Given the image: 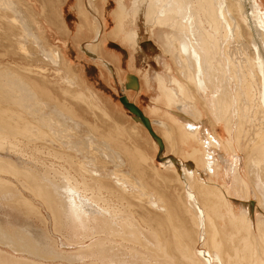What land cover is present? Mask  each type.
I'll use <instances>...</instances> for the list:
<instances>
[{
	"label": "bare ground",
	"instance_id": "6f19581e",
	"mask_svg": "<svg viewBox=\"0 0 264 264\" xmlns=\"http://www.w3.org/2000/svg\"><path fill=\"white\" fill-rule=\"evenodd\" d=\"M100 1L105 6L103 11L98 6ZM130 1L128 7L127 0L115 1L117 8L111 9L110 15L115 18L116 24L110 35L121 36L124 41H128L127 38H129L135 42H140L142 37L140 31L142 28L140 27H143L147 33L158 30L164 33L166 43L170 44L166 50L167 53L170 51L176 53L177 58L175 57V59L181 65V70L179 69V77L169 75L167 79L159 70L154 73L155 80L166 95L168 104L172 105V108L167 106V114L170 115H168L172 119L170 123L173 124L163 119H152L138 106L131 104L128 95L130 91L137 92L139 95L142 94V85L137 75H129V81L122 85L125 95L122 98V103L136 116L135 121L139 125L151 128L152 131L159 126L166 128L165 131L170 136L172 146L178 147L177 137L183 144L185 139L191 138L193 141L201 142L204 146V151L194 149L185 156V159H193L197 163L195 170L191 169V165L186 164V160L182 157H169L164 153L162 155V165L168 170L172 169L176 172L181 194H176L178 191L175 190L176 193L172 191L166 192V194L164 190L155 191L152 188H150L152 189L151 192L142 193L146 190L141 188L140 198L144 199L143 196L145 195L146 201L142 199V203L144 202L143 206L147 209L145 215L143 214L144 217H142L144 218L143 229L138 226L142 231L136 229L141 235H139L140 239L143 238L141 245L146 250L144 251L145 255L142 254L144 263H141L152 264L154 256H158L155 257L156 259L162 256V258L164 257L163 261L160 258L161 262L154 261V263L264 264V3H261L263 1ZM22 4L18 0H0V45L7 41L6 45L12 43L15 49L18 47L26 56L34 53L37 59L46 66H55L57 75L65 71L64 66L70 65L67 68H71L72 62L75 60L72 54L75 52L71 53L68 48L66 51L64 50V54L62 49L57 46L47 47L42 36L37 34L31 21L27 18L29 14L26 15L21 10L20 5ZM111 6L109 0H83L82 12L77 11L79 15L84 16V20L81 16L74 19H77L79 24V33L82 32L84 26L88 25L89 18H92L96 29L95 36L90 42L78 44L79 52L92 61H99L114 78H117L118 73L115 65L101 51L103 45L105 48V39L102 40L105 28H108L112 21L107 12L110 11ZM55 15L56 12L51 15V18ZM137 18L140 19V22L137 21L140 26L136 24ZM65 19V27L71 32L67 16ZM127 20L136 26L133 25L134 27L128 30ZM49 24L54 25V22L49 21ZM26 43L27 45H25ZM231 43L236 44L235 51H238V55H240V60L235 63L233 62L234 54L231 55L232 61L229 60V55L225 53ZM144 44H147L145 48L149 52L155 51L154 45L150 42ZM145 48H141V51L145 52ZM68 53L70 54V61L68 58L65 59ZM222 53L226 55L223 58L225 67L221 63L222 57L220 56ZM20 54L18 53V55ZM159 54L161 53L157 51V62L161 58ZM36 56L33 57L34 60H37ZM65 63L66 65H64ZM4 66L0 68V199H4L2 201H5L10 207L17 208V212L21 210L27 217L30 214L33 216L32 213H38L39 206L36 207L29 200L30 197L21 194L23 190L28 191V195L29 193L33 194L49 210L53 223L55 221L56 226L60 223L58 226L60 228L61 225L65 227L67 233L64 231L61 233L62 237L56 239L49 234L40 233L42 230L34 231L40 227L33 230L30 228L31 225L30 227L22 226L23 232L16 231L10 226L9 232V229L4 228L0 222V264H137L141 255L135 261L137 259V255L134 254L135 249H132L133 253L131 254L127 252L128 256L123 251L127 258H121L122 253L118 249L114 250L116 244L114 243L113 247L111 242L113 243L115 238L120 237L122 243L125 240L127 243V239L130 238V236L127 238V229L132 228V220H137L127 221V212L121 209L123 205L116 203L115 198L118 201H123L128 198V195L129 197L134 196V184L138 182L137 180L132 182L136 177L132 179L129 172L138 171L140 167L138 164H141V159L136 160L137 157L133 159L134 156L131 158V154H128V145L124 141H117L122 138L119 137L116 140L115 134L102 133L104 130L100 132L99 125H93L87 119L80 117V114L77 115L70 109L72 105L67 107L66 103L64 105L62 102L63 107L60 108L58 99L59 109L56 110L57 106L56 108H51L52 106L49 108L48 101L54 100L55 95L50 92L53 95L51 97L47 92L48 85H45L46 88L44 89L37 83L35 77L24 74L25 77L22 78L19 76L22 72L15 73L12 70L14 67L9 68L11 65ZM40 68L39 72H45L44 67ZM222 70H224L223 73ZM227 72L229 73L228 76L222 75L227 74ZM63 75L61 78L63 85L70 86V88L78 85V78L76 79L75 75L74 77L70 74ZM148 83L150 88H154L149 80ZM70 88L67 89L66 87L63 92L66 97L69 96L81 101L88 99L87 95L84 98L86 93L82 94L79 90L73 92ZM161 89L160 92L162 93ZM159 102H161L160 99ZM201 107H206L216 122L226 125L229 134L226 141L219 139L214 132H209L208 136L202 133L201 123L204 118ZM56 111L59 112L58 114H62L63 118L65 116H63V111L64 114L67 113L70 130L65 131L67 129L65 122L67 121L62 117L60 118ZM205 111L207 110L205 109ZM105 114H107L106 111ZM239 118L244 126H246V122L248 125V122L251 123L252 130H249L251 133L244 132V139L248 138L244 146L238 141L242 129H244L238 120ZM113 120L112 124L108 122L107 125L114 128V124L117 122ZM58 121L61 122V125ZM80 127H86V131L89 130L90 132L89 134H94L108 142L105 141L101 146L99 144V147L94 143L95 146L90 145V150L89 146L84 145L85 141L81 140L83 135H80L82 133L79 134L80 140L75 141V134L78 133ZM233 129H236L235 137L231 133ZM62 130L66 133H63ZM240 131L241 134L239 135ZM164 136L156 135L155 137L163 149L165 148ZM94 140L89 139V144ZM92 147L97 148L94 150ZM222 147L228 153H237V157L230 156L232 159H226L222 155L215 156L216 149ZM96 152L98 153L96 154ZM239 152L246 153L247 173H243L241 170ZM48 160L59 163L58 169L62 170L59 175L56 173L58 169H54L57 166L49 165ZM111 164L115 166V170H111L109 167ZM200 167L207 175L211 173L218 176V180L215 182L218 184L217 187V184H212V186L203 181L201 178L203 173L199 172ZM55 176H59L58 179H55ZM226 177L229 180L226 181ZM11 178H14L22 189L16 190ZM169 178L165 176L161 178L164 188L170 184L171 178ZM143 180L141 177L142 183L147 184ZM154 181V187L162 186V184L156 185L157 180L155 181L157 183ZM145 186L147 187V185ZM140 187L143 185L141 184ZM138 195L140 196V194ZM234 196L247 198L248 201L255 198L254 203L258 202L262 208V216H258L259 218L256 220L255 215H257L259 208L255 207L252 214L249 204L246 203L245 206L242 205L244 207L241 209L236 208L232 200ZM130 202L127 201L128 206L132 208ZM143 206L142 208L145 209ZM222 209L225 211H221ZM14 210L12 211L14 212ZM158 212H162V214ZM14 219L11 220L14 221ZM225 220H228V225H226ZM135 234L138 239L136 231H134L133 236ZM87 240L89 243L84 245ZM130 240L128 243H138V240L135 242L132 241L133 239ZM127 247L129 246L127 245ZM123 248L122 250L125 249Z\"/></svg>",
	"mask_w": 264,
	"mask_h": 264
},
{
	"label": "rangeland",
	"instance_id": "374dc122",
	"mask_svg": "<svg viewBox=\"0 0 264 264\" xmlns=\"http://www.w3.org/2000/svg\"><path fill=\"white\" fill-rule=\"evenodd\" d=\"M18 1H20V3L22 4V5H20L21 6V10H23V12L26 14V15H28L27 16V18H29V20L31 21V23H32V25H33V27L35 28V30H36V32H37V34H39V35H41L42 36V39L44 40V42H45V44H46V46L48 47H51V46H57L59 49H62V51L64 52V50L66 51V49H68L69 48V50L71 51V53H74V54H72V56H74L75 57V60H73V62H72V66H71V68H67L68 66H70V65H67L66 67L64 66V70L65 71H63V72H60L59 73V75H57L56 74V71H55V66H52L51 64V66L49 67V65L48 66H46L45 64H43V62H41V61H39L38 59H37V56L34 54V53H32L30 56L27 54V56H26V54L24 53V52H22V50H19V48L17 47V49H15V46L11 43V45L10 44H8L7 43V45H9V46H7L6 45V42L7 41H4V46H3V44L2 45H0V68H2L4 65H11L9 68L10 69H12L13 67V69L12 70H14L15 71V73L16 72H22L21 73V75H19L18 73H17V75H19V76H22V78L23 77H25L24 76V74L26 75V74H28L27 76H29V75H31V76H29V77H35L36 79H37V83H39L40 84V86L41 87H44V89L46 88V86H47V92L50 94V92L53 94V95H55L54 97H53V95L52 94H50V96L51 97H53V99L56 101V102H54V100H50V101H52V102H54V103H51L50 101H48L49 102V108L51 107V108H56V106H57V109L56 110H58L59 109V107H58V99H59V103H60V105H61V107L60 108H62L63 107V103H64V105H65V103H66V106L68 107L69 105H72V107L70 106V109H72L74 112H76V114L77 115H79L80 114V117H83L84 119H87L88 121H90L93 125H96L97 124V126H98V128H99V130H100V132H102L103 130H104V132H102V133H113V134H115L114 135V137H116V140L117 139H119V137H120V139L121 140H117V141H124L127 145H128V154L130 155V157L132 158V156H134L133 157V159H135L136 157L138 158H136V160H140L141 159V161H140V163L142 164H138L139 166V169H138V167H137V169H138V171L139 172H141V173H139L138 171H136V170H133V172L132 171H130L129 173H130V175H131V177H132V179H134L135 177V179L134 180H132V182H135L136 180H137V182L138 183H135L136 185H137V189L139 190H137L136 189V185L134 184V186H135V189L133 190L134 192H133V194H134V196L133 195H131L130 197H129V195L127 196L128 198H126V199H124L123 201L122 200H119L120 201V203H119V201H118V199L117 198H115V202L116 203H118V204H120V205H123L122 206V208H121V206H120V208L124 211V212H127V216H128V220L127 221H131L132 219H137V220H135V221H137V222H135L134 220H132L131 222L133 223V225H132V228L130 229V228H128L127 229V232H128V235H127V238L130 236V238H128L127 239V241L129 242V240L130 239H133L132 241L133 242H135V241H137L138 243H140L139 245H137L136 243H132V242H130V243H126V240L125 241H123V243H122V238H115L114 240H113V243L111 242V245H113V247H114V245L116 244V246H115V248H114V250H119V252L120 253H122L121 254V258L123 257V258H127L126 257V255L129 253V254H131V253H133L132 251L134 250V254L135 255H137V259H135V261H137L138 260V258H139V255H141L140 256V258H139V261L137 262V264L139 263V264H142V263H144L143 261V258H144V256H142V254L143 255H145V253H144V251H146L145 250V247L143 246V245H141V242H143L142 240H143V238L142 239H140V237H139V233L137 232V230L136 229H138L139 231H142L140 228L142 227V229H143V227H144V222H143V219L144 218H142V217H144V215H145V213H146V211H147V209H146V207L145 206H143V203H142V199L143 198H140L141 197V188L143 189V190H146V191H143L142 193H147V192H151V190L153 189V190H164L165 191V193L167 192H174V190L177 192H174V193H176V194H181V190H180V186H179V183H178V181H177V175H176V172L175 171H173L172 169H169V170H171V171H169L166 167H164L163 165H162V155H163V153L164 154H166V155H168L169 157H173V156H178V158H183L184 160H186V164H188L189 166L191 165V169H194L195 170V168H197V163L193 160V159H189V158H186L185 159V156H187V153L188 152H192L194 149L196 150V149H198V150H200V151H204V146H203V144L201 143V142H196V141H193L191 138H187V139H185V143L183 144L181 141H179L178 140V137H177V141H178V143H177V145H178V147L177 146H172V141L170 140V136H168L167 134H168V132L167 131H165L166 130V128H164V127H160L159 126V128H155V130L154 131H152L151 130V128H146V126H144V125H139L135 120H136V116L131 112V111H129L123 104H122V98H123V94H124V92H123V90H122V85L125 83L124 81L126 80V83L129 81V75H131V74H134V75H137L138 76V79H140L139 81H140V84L142 85L141 87H142V89H141V93L142 94H138L137 92L135 93L134 91L132 92V91H128L129 93H128V95H129V101L130 102H133V103H136L137 104V106L142 110V111H144L150 118H156V119H163L164 121H167L168 123H170L171 122V118L169 117L170 115L169 114H167L168 112H167V106L168 107H171L172 108V105L171 104H168V101L166 100V95H164V93H163V90L159 87V85H158V82L155 80V75H154V73H155V71L157 70H159V72H162L163 73V75H165L164 77L167 79L168 77H169V75L170 76H174V77H179V72H180V64L179 63H177L178 62V60L176 61V59H175V57L177 58V56H176V53H174V51H170L169 53H167L168 51H166L167 49H168V45H170V44H168V43H166V40H165V38H164V33H162V32H160V31H158V30H155V31H153L152 33H147V32H145L144 30H143V27H140V28H142V29H140V31L142 32V37H141V41L140 42H135V41H133L132 39H129V38H127L128 39V41H126L127 42V45H124L125 47L127 46V73L125 74V76H124V79H122L121 80V78H119L118 76H117V78H114L108 71H107V69H106V67L103 65V64H101L99 61V63L98 62H96V61H92V60H90L89 59V57H86L84 54H82L81 52H79V50H78V44L79 43H87V42H90L91 41V39L95 36V31H96V29H95V25H94V22H93V20H92V18H89V20H88V25L85 27L84 26V29H82V32L81 33H79V29H78V26H79V24H78V22H77V19L78 18H80L79 16H81V15H79L78 14V11H81V10H83V7H82V5H83V0H67V2L65 1V0H18ZM259 1H261V0H259ZM263 2H261V3H264V0H262ZM130 0H127V7L130 5ZM60 3V4H59ZM53 4H54V7H52L53 6ZM111 5H112V3H111ZM25 6V7H24ZM31 6V7H30ZM56 6V7H55ZM98 6H99V8H100V10H102L103 11V9H104V5H103V2H99L98 3ZM103 6V7H102ZM52 7V8H51ZM78 7V8H77ZM264 7V6H263ZM26 8H28L27 10H26ZM115 8H117V5H116V2H115V6H111V8H110V11H107L108 13H109V15H110V13H111V9H115ZM33 9V10H32ZM64 9H65V13H64ZM78 10V11H77ZM58 11V12H57ZM27 12V13H26ZM54 12H56V15L55 16H52L53 18H51V15H53V13ZM82 12V11H81ZM32 13V14H31ZM45 13V14H44ZM58 15V16H57ZM34 16V17H33ZM66 16H67V18H68V23H69V26H70V29H71V32H69L68 31V29H67V27H65L66 25H65V23H64V21H66ZM32 17H33V19H32ZM110 17H111V23L109 24V27L113 24L114 26L112 27V29L111 30H113L114 29V27H115V24H116V21H115V18L112 16V15H110ZM74 18H77V19H74ZM81 18H82V20H84V16L82 17L81 16ZM32 19V20H31ZM138 19V20H137ZM136 19V24H137V26H138V24H139V26H140V23H138V22H140V19L139 18H137ZM61 20V22H59V21ZM75 20V21H74ZM33 21V22H32ZM49 21L50 22H54V25H52V24H49ZM138 21V22H137ZM48 22V23H47ZM59 24V25H58ZM127 29L128 30H130V28H133L134 26H136V25H134L133 23H130V21H128L127 20ZM73 25V26H72ZM134 25V26H133ZM109 27L108 28H105V32H104V36L102 37V40H103V38L105 39V48H103V46H102V49H101V51H103V55L106 57V58H108V56H107V52H106V49L109 47V46H111L110 44H109V42L110 41H107V38H108V35H110V32H112L111 30H109ZM144 33V34H143ZM162 33V35H160ZM151 34V35H150ZM150 35V36H149ZM153 35V36H152ZM110 36H112V35H110ZM155 36V37H154ZM162 36V37H161ZM107 37V38H106ZM145 37V38H144ZM149 37V38H148ZM160 37V38H159ZM46 38V39H45ZM146 39V43H151L152 45H154V47H155V51L152 53V52H149L148 51V49L147 48H145L146 47V45L147 44H144L145 42H144V40ZM163 39V40H162ZM132 40V41H131ZM131 41V42H130ZM27 42V41H26ZM142 42H144V43H142ZM28 43V42H27ZM27 43L25 44V45H27ZM134 45H132V44ZM68 44H69V46L71 47H69L68 46ZM126 44V43H125ZM234 44V45H233ZM231 43V44H229L228 45V49L227 50H225V53H227L228 55H229V60L232 58L233 59V57H234V63L235 62H238L240 59H239V57H240V55H238L239 53H238V51H235L236 50V48H235V43ZM233 45V46H232ZM10 46H12V47H10ZM131 46H133L134 47V49H133V47H131ZM143 46V47H142ZM231 46V47H230ZM4 47V48H3ZM107 47V48H106ZM10 48V49H9ZM141 48H145V52H143V51H141ZM13 49V50H12ZM19 50L18 52L17 51H15V50ZM104 49V50H103ZM136 49H137V51H136ZM230 49V50H229ZM233 49V50H232ZM8 50V51H7ZM11 51V53H10V51ZM13 51H15V53H13ZM157 51H158V53H161V54H159V55H161V58H160V61L158 60V62L156 61V54H157ZM228 51V52H227ZM233 51V52H232ZM166 52V53H165ZM237 52V53H236ZM18 53L20 54V55H18ZM145 53V54H144ZM152 53V54H151ZM164 53H165V56H164ZM64 54H65V52H64ZM174 54V55H173ZM224 53H222L221 54V56L220 57H222L221 59H222V61H221V63H222V65H224V67H225V64L223 63V58H224V56H226L225 54L223 55ZM232 54H234V56L232 57L231 55ZM6 55V56H5ZM144 55H146V56H144ZM149 55H150V57H149ZM167 55V56H166ZM170 55V56H169ZM25 56V57H24ZM35 56H36V59L37 60H34V58H35ZM11 57V58H10ZM27 57H29V58H27ZM34 57V58H33ZM144 57V58H143ZM148 57V58H147ZM172 57V58H171ZM238 57V58H237ZM33 58V59H32ZM67 58H68V60L70 61V54L68 53V55L66 54V57H65V59L67 60ZM113 64H114V62H113V60L112 59H110V58H108ZM174 60V61H173ZM238 60V61H237ZM167 61H169L168 63H167ZM173 61V62H172ZM175 63V64H174ZM179 64V65H178ZM64 65H66V63L64 64ZM115 65V64H114ZM168 65V66H167ZM156 66V67H155ZM160 66V67H159ZM4 67H7V66H4ZM19 67V68H18ZM40 67H44L46 70H45V72H39L38 70H40L41 68ZM53 67V68H52ZM105 67V68H104ZM116 67V66H115ZM177 67V68H176ZM226 68H228V67H226ZM16 69V70H15ZM72 69V70H71ZM116 69H117V67H116ZM178 69V70H177ZM180 69V70H179ZM224 70H225V68H223ZM17 70H19V71H17ZM29 70V71H28ZM224 70H222V73H223V71ZM55 71V72H54ZM62 71V70H61ZM177 71H178V75H177ZM169 72V73H168ZM46 73V74H45ZM70 74V75H72V77H74V75H75V78L77 79L78 78V80H77V84L79 85H77L76 87H71L70 88V86H65V85H63L64 83H63V79H61L62 78V76H64L63 74ZM73 73V74H72ZM223 76H228L229 75V73L227 72V74H222ZM39 76V77H38ZM42 76V77H41ZM150 76V77H149ZM38 77V78H37ZM121 77V76H120ZM154 77V78H153ZM46 79L45 81L43 80V79ZM119 78V79H118ZM153 78V79H152ZM49 80V81H48ZM148 80H149V82H151V84L152 85H154V88H150V86H149V83H148ZM153 81V83H152V81ZM48 81V82H47ZM43 82H44V84H43ZM47 82V83H46ZM62 82V83H61ZM49 83V84H48ZM46 85V86H45ZM172 87H173V85H171ZM66 87H67V89H69L70 88V90L71 91H75V92H77V90H79V92H81L82 94H85V96H84V98H86V95H87V98L88 99H86L85 101L84 100H77V99H72V97H69V96H67L66 97V95L63 93L65 90H66ZM162 90V93L160 92V89ZM76 89V90H75ZM155 89V90H154ZM53 91V92H52ZM93 91V92H92ZM84 92V93H83ZM90 93V94H89ZM88 94H89V96H88ZM95 94V95H94ZM57 96V97H56ZM95 96V97H94ZM155 96V97H154ZM164 98H163V97ZM179 98V97H178ZM93 101H92V100ZM100 99V100H99ZM156 99H157V101H156ZM159 99H160V101L162 102H159ZM77 100V101H76ZM98 100V101H97ZM100 101V102H99ZM163 101H164V103H163ZM63 102V103H62ZM79 102V103H78ZM89 102H92L91 104H88ZM95 102V103H94ZM157 102H159V103H157ZM57 103V104H56ZM55 104V105H54ZM68 104V105H67ZM79 104V105H78ZM162 104V105H161ZM59 105V106H60ZM91 105V106H90ZM161 105V106H160ZM55 106V107H54ZM158 106V107H157ZM65 107V106H64ZM73 107H74V109H73ZM76 107V108H75ZM66 108V107H65ZM159 108V109H158ZM201 111H202V117L204 118H202L203 119V121H202V123H201V130H202V133L203 134H205L206 136H208V133L209 132H211V133H215L218 137H219V139L221 138V140H224V141H226L227 139H228V137H229V134H228V131H227V128H226V125L224 124V123H219V122H216L214 119H213V115H212V113L211 112H209V110L205 107V108H202L201 107ZM205 109L207 110V111H205ZM99 110V111H98ZM104 110V111H103ZM105 111L107 112V114H105ZM109 112V113H108ZM207 112V113H206ZM59 112L58 111H56V114H58ZM111 113V114H110ZM66 112H65V114H64V111H63V116L65 115L66 116ZM110 114V115H109ZM208 114V115H207ZM58 115H60V114H58ZM62 115V114H61ZM59 116L60 118L62 117V116ZM111 117H109V116ZM112 115V116H111ZM146 115V116H147ZM169 115V116H168ZM64 116V118L63 119H65L67 122H65V123H67V124H65L67 127H65V128H67L65 131H67V130H70L69 128H68V125L70 126V123H69V121L67 120L68 118H67V116L65 117ZM211 116V117H210ZM162 117V118H161ZM113 118H114V120H113ZM209 118H210V120H209ZM112 120L113 121H115V122H117V124L115 123L114 124V128L113 127H111V126H109V125H107L108 124V122H109V124H112L113 122H112ZM241 123H242V128H244V129H242L243 131H242V134H241V131H240V133H239V142H241V144H242V146H244V143L245 142H247V140H248V138H245L244 139V132L245 133H247V132H249V133H251L250 131L252 130L251 129V123L250 122H248L249 123V125L247 124V122H246V126H244V124H243V122L241 121V119L239 118L238 119ZM55 121V120H54ZM104 121H106V122H104ZM213 123H212V122ZM58 122H60V121H58ZM215 122V123H214ZM240 122H239V124H240ZM69 123V124H68ZM59 124V123H58ZM120 125V127H119V125ZM170 124H173V123H170ZM212 124V125H211ZM59 125H61V122H60V124ZM246 127V128H245ZM101 128V129H100ZM163 128H164V130H163ZM250 128V129H249ZM84 129V130H83ZM116 129V130H115ZM122 129V130H121ZM126 129V130H125ZM158 129H159V131H158ZM109 130V131H108ZM112 130V131H111ZM245 130V131H244ZM250 130V131H249ZM63 131V130H62ZM61 131V132H62ZM79 131H81V132H79ZM83 131H85V132H83ZM149 131H150V133H149ZM208 131V132H207ZM69 132V131H68ZM67 132V133H68ZM71 132V131H70ZM88 132V133H87ZM63 133H66V132H64L63 131ZM82 133V134H81ZM87 133V134H86ZM90 132H89V130H87L86 131V127H80V128H78V133L77 134H75L76 135V139H75V137H73L74 139H75V141H79L80 140V136H82L83 135V137L81 138V140H83V141H85V143H84V145L85 146H89V148H90V150H91V146H95L94 145V143L95 144H97L96 146L97 147H99V146H101V144H103L105 141L106 142H108L107 140H104V139H102V138H99V137H96L94 134H89ZM232 133V136L233 137H235V134H236V129H233V132H231ZM68 134H70L71 135V133H68ZM67 134V136H69ZM79 134H81L80 136H79ZM152 134V135H151ZM164 134H165V136H164ZM85 135H86V137H85ZM94 135V136H93ZM156 135H158L159 137H163L164 136V138H165V140H164V146H165V150L163 149V147H162V145H160L159 144V142L157 141V139L155 138L156 137ZM79 136V137H78ZM87 136H88V139L86 140V138H87ZM93 136V137H92ZM112 136V135H111ZM153 136V137H152ZM248 136V134L246 135V137ZM94 138H95V140H94ZM99 138V139H98ZM167 138V139H166ZM207 138V137H206ZM73 139V140H74ZM79 139V140H78ZM94 140L91 144H89V141L88 140ZM115 139V138H114ZM98 141V143H97V141ZM169 140V141H168ZM101 141H102V143H101ZM206 141H207V139H206ZM244 141V142H243ZM186 142H187V144H186ZM120 143V142H119ZM118 143V144H119ZM236 143V140H235V138H234V144ZM100 144V145H99ZM121 144V143H120ZM91 145V146H90ZM99 145V146H98ZM236 145V144H235ZM97 147H92V149H96ZM137 147V148H136ZM236 147V146H235ZM87 149V148H86ZM94 149V150H95ZM138 149V150H137ZM162 149V150H161ZM189 150V151H188ZM131 151V152H130ZM135 151H137V152H135ZM138 151H140V152H138ZM98 152H96V154H97ZM142 153V154H141ZM141 154V155H140ZM138 155V156H137ZM171 155V156H170ZM224 156L226 159H232L231 157L232 156H235V157H237L236 155H237V153L235 154V153H232V152H229L228 153V151H226V149L225 148H217L216 149V151H215V156ZM144 156V157H143ZM231 156V157H230ZM239 158L241 159V170L243 171V173H247L248 172V170H247V166H246V164H247V158H246V153H243V152H239ZM135 160V161H136ZM52 160H48V163H49V165L50 164H53V165H55V167L56 168H54V169H58L59 168V163L57 164L55 161H52ZM188 162V163H187ZM142 166H143V168H142ZM110 168H111V170H115V166L113 165V164H111L110 166H109ZM109 168V169H110ZM113 168V169H112ZM128 167H126V169H127ZM132 168H133V166H132ZM165 168V169H164ZM128 170V169H127ZM60 171H62L61 169H58L57 170V174L59 175L60 174ZM129 171V170H128ZM144 171V172H143ZM138 173V175H137V173ZM175 172V173H174ZM199 172H201V178L203 179V181L206 183V184H210V185H212V184H214V185H216L217 183H215L217 180H218V176L215 174V175H213V174H211L210 173V175H207L205 172H203V170H202V168L200 167L199 168ZM160 173H161V176H160ZM163 174V175H162ZM175 175V176H174ZM146 176V177H145ZM163 176H165L166 178H169L170 180H169V182H170V184H168L165 188H167V189H169V190H167V189H165L164 187H163V183H162V177ZM57 177H59V176H55L54 178L56 179ZM130 177V178H131ZM141 177L145 180V182H147V184L145 183H142V181H141ZM154 178L157 180V182L159 183H157V182H155L154 181ZM8 179V178H7ZM12 180H13V182H14V185H15V189L16 190H20V189H22V187H21V185L14 179V178H11ZM58 179V178H57ZM176 179V180H175ZM226 179V181L227 180H229L228 179V177H226L225 178ZM140 180V181H139ZM144 180H143V182H144ZM153 181H154V183H157L156 185H161L162 184V186H160V187H162V188H160L159 186H155V187H158V188H155L154 187V185H153ZM220 181H222L221 179H220ZM140 182H141V184L143 185V187H140L141 186V184H140ZM144 185H147V187L145 188L144 187ZM139 186V187H138ZM165 186V185H164ZM213 186V185H212ZM218 186V184L216 185V187ZM215 187V186H214ZM148 188V189H147ZM150 188H152V189H150ZM137 190V191H136ZM137 192H138V194H140V196L137 194ZM140 192V193H139ZM166 193V194H167ZM22 195H24L25 197H30V201L32 202V204H34L36 207L37 206H39V208H40V210H38L37 209V211H38V213L36 214L35 212L34 213H32L33 214V216L30 214V215H28V217H27V215H25V214H23V212L21 211V210H19V212H17L18 211V209L16 210L15 209V207L13 206H11L10 207V205H8V204H6L5 203V201H2V200H4V199H0V212L2 213H0V215H2V216H0L1 218H0V222H2V224H3V227L4 228H7V229H9V232H10V229L11 228H13L14 230H16V231H22L21 229L23 228L22 226H28V227H30V225H31V227L30 228H32L33 230L34 229H36V227L38 228V227H40L38 230H34V231H36V232H39L40 230H42V231H40V233L41 232H43V233H45V234H49L52 238H59V237H62V234L61 233H63L64 231H66L65 230V227H63L62 225H61V228H60V226H58L60 223H58V225L56 226V222L54 221V223H53V219L50 217V213H49V210L45 207V206H43L42 205V203L41 202H39L40 200L38 199H36L35 197H34V195L33 194H31V193H29V195H28V191H24L23 190V192L21 193ZM130 194H132V193H130ZM175 194V195H176ZM27 195V196H26ZM143 196V195H142ZM31 197H33V198H31ZM144 197V199H145V201H146V198H145V195L143 196ZM137 198H139L140 200H138ZM143 199V200H144ZM32 200H34V201H37V202H34V201H32ZM130 200H131V202H130ZM232 200H233V202H234V205L236 206V208H242V207H244L246 204H249V207H250V211H251V213L253 214L254 213V209H255V207L256 208H259V210H258V212H257V215H255L256 217H255V219L257 220V218H259V217H261L262 216V213H261V210H262V208H260V205L258 204V202H256V203H254V200H256L255 198H253V200L252 201H248V199L247 198H239V197H237V196H234L233 198H232ZM247 200V201H246ZM118 201V202H117ZM127 201H129L130 202V205H131V207L132 208H130L128 205H129V203H127ZM134 202V203H133ZM2 203V204H1ZM121 203H123V204H121ZM246 203V204H245ZM137 206H136V205ZM244 204V206H242ZM258 205V206H257ZM139 206H141V207H139ZM142 206L143 207H145V209L144 208H142ZM241 206V207H240ZM43 207V208H42ZM123 207H127V208H129V209H127V208H123ZM133 207H135L134 209H133ZM4 208V209H3ZM5 208H7V209H5ZM15 210H14V209ZM14 210V212L12 211V210ZM2 210V211H1ZM10 210H11V212H10ZM131 210H132V212H131ZM5 211V212H4ZM40 211V212H39ZM48 211V212H47ZM129 211H130V214H129ZM145 211V212H144ZM221 211H225V210H221ZM8 212V213H7ZM17 214H16V213ZM21 212H22V214H21ZM144 212V213H143ZM6 213V214H5ZM12 213V214H11ZM47 213V214H46ZM159 214H162V212H158ZM14 214V215H13ZM20 214V215H19ZM35 214H36V216H35ZM41 214V218L39 217V215ZM129 214V215H128ZM144 214V215H143ZM4 215V216H3ZM25 215V216H24ZM43 215V216H42ZM49 215V216H48ZM132 215V216H131ZM143 215V216H142ZM261 215V216H260ZM5 216H7V217H5ZM10 216H12L11 218H10ZM132 218H131V217ZM134 216V217H133ZM139 216H141L140 218H139ZM259 216V217H258ZM26 217V218H25ZM30 217V218H29ZM44 217H45V219H46V221H45V219H44ZM6 218V219H5ZM17 219L16 220V222H17V224H16V222H15V219ZM29 218V219H28ZM38 218V219H37ZM142 218V219H141ZM2 219H4L3 221H2ZM11 219H14V221L13 220H11ZM142 221H141V220ZM8 220H10V221H8ZM41 220V221H40ZM43 220V221H42ZM49 220V221H48ZM135 223H134V222ZM227 223H226V225H228V220H225ZM6 222V223H5ZM7 222H10V223H7ZM15 222V223H14ZM46 222H47V224H46ZM141 222V223H140ZM223 222V221H222ZM12 223H14V224H12ZM44 223V224H43ZM139 223V224H138ZM9 224V225H8ZM16 224V225H15ZM28 224V225H27ZM53 224H54V226H53ZM135 224H136V226H135ZM13 225H14V227H13ZM46 225H47V227H46ZM141 225V226H140ZM10 226H11V228H10ZM133 226H134V228H133ZM140 228H139V227ZM17 227V228H16ZM22 227V228H21ZM63 227V228H62ZM47 230H46V229ZM56 228H57V230H56ZM58 228H59V230H58ZM60 229H61V231H60ZM64 229V230H63ZM132 230H134V231H136V233H137V235H138V239L136 238V234L133 236V234H134V231L132 232V234H131V231ZM51 230V231H50ZM130 231V233H129V231ZM19 231V232H20ZM44 231H46V232H44ZM48 231V232H47ZM55 231V232H54ZM59 231V232H58ZM229 231H232V229H229ZM15 232V231H14ZM23 232V231H22ZM57 232V233H56ZM56 233V234H55ZM65 233H67V231L65 232ZM23 234V233H22ZM54 234H55V236H54ZM133 237H132V236ZM141 236V235H140ZM173 238V237H172ZM136 239V240H135ZM141 241H140V240ZM120 240V241H119ZM131 241V240H130ZM117 242V243H116ZM123 244V246H124V248H123V246H121L122 244ZM89 243V241L87 240L85 243H84V245H86V244H88ZM115 243V244H114ZM120 244V245H119ZM142 244H144V243H142ZM193 244V243H192ZM127 245L129 246V247H127ZM131 245V246H130ZM119 246V247H118ZM121 246V247H120ZM126 246V247H125ZM132 246H134V247H132ZM140 246V247H139ZM136 247V248H135ZM144 247V248H143ZM120 248V249H119ZM122 248L124 249V250H122ZM130 248V249H129ZM138 248V249H137ZM139 248H140V250H139ZM133 249V250H132ZM143 249V250H142ZM75 250V249H74ZM122 250V251H121ZM128 250V251H127ZM123 251H125L126 252V255H125V253L123 252ZM131 251V252H130ZM143 251V252H142ZM128 252V253H127ZM136 252V253H135ZM124 253V254H123ZM138 253H140V254H138ZM128 254V255H129ZM94 255V254H93ZM124 255V256H123ZM127 255V256H128ZM94 256H98V255H94ZM155 257H158V256H154L153 257V263L152 264H156V263H154V261H160V258H161V260L163 261V259H164V257L162 258V256H159L160 258H155ZM156 259V260H155ZM142 260V261H141ZM142 262V263H141ZM161 262V261H160ZM50 263V262H49Z\"/></svg>",
	"mask_w": 264,
	"mask_h": 264
},
{
	"label": "crops",
	"instance_id": "0c3cea01",
	"mask_svg": "<svg viewBox=\"0 0 264 264\" xmlns=\"http://www.w3.org/2000/svg\"><path fill=\"white\" fill-rule=\"evenodd\" d=\"M65 1L67 2V0H65ZM109 1H110V3H112V6H115L116 0H109ZM113 26L114 25L112 24L109 27V30H111ZM107 41H110L109 44L111 45L106 49L107 56H108V58L113 60L115 66L117 67L118 77L121 78V80H122V79H124V76L127 73V46L126 47L124 46V45H127V42L124 41L121 36L115 37V35H112V36L109 35ZM124 82H126V80ZM123 96H125V95L123 94ZM131 104H134L137 106L136 103L131 102Z\"/></svg>",
	"mask_w": 264,
	"mask_h": 264
}]
</instances>
